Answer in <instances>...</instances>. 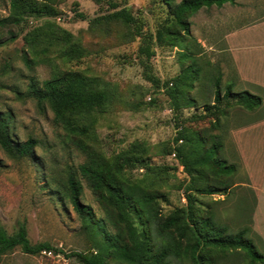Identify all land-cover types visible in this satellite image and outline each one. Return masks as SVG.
Returning <instances> with one entry per match:
<instances>
[{
    "label": "rangeland",
    "instance_id": "1",
    "mask_svg": "<svg viewBox=\"0 0 264 264\" xmlns=\"http://www.w3.org/2000/svg\"><path fill=\"white\" fill-rule=\"evenodd\" d=\"M55 8L56 18L31 17L21 25L0 29L1 40L9 37V30L16 35L0 46V114L11 116V132L20 142H38L32 158L13 157L0 146V226L13 234L24 223L33 245L49 243L58 252L33 256L18 247L0 258V264H80L72 255L88 252L94 246L64 186L69 170L83 164L86 157L64 127L56 124L51 110L41 108L29 94L32 80L43 82L64 72L80 73L108 90L111 102L106 109L96 110L86 118L90 126L88 140L109 158L140 159L125 174L165 194L161 206L166 217L177 208L187 209V194L191 193L200 212L198 218L213 211L220 227L228 228L223 236L248 228L247 236L264 254V131L261 125L250 128L264 119V104L249 111L222 99L217 106L223 116L216 107L210 111L204 107L213 106L219 76L222 94L233 85L235 92L249 91L264 99L263 71L254 66L257 55L251 53L247 59L257 72L247 69L242 76L233 60V53L242 50L237 48L242 47L240 43L244 45L247 37L248 46L243 47L255 50L254 27L264 21V0H237L234 6L201 9L190 19L189 52L193 56L157 43L158 29L170 18L166 0H58ZM122 9L137 19L135 25L108 17ZM9 14V0H0V19ZM49 21L71 33L84 50L83 55L72 60L64 58L59 45L51 49L46 61H41L45 46L31 50L26 36L38 27L46 29ZM139 31L152 37L151 58L140 54ZM25 55L35 60L33 68L26 65ZM145 66L156 83L146 78ZM172 91L176 95L172 96ZM191 99L196 103L187 104ZM216 119L219 127L214 128ZM213 136H220L224 144L218 156L237 168L227 175L219 172L217 164L210 163L209 177L199 184L204 187L212 181H233L232 188L238 187L232 189L230 197L190 192L191 177L175 152L178 147L186 153L195 150L206 137L210 147ZM79 179L83 184L82 202L93 208L99 220L104 219L105 212L87 181L80 175ZM240 200L249 206L244 214L238 208ZM134 221L139 233L145 231L136 217ZM204 254L208 257L205 264H252L244 249L213 244L201 256Z\"/></svg>",
    "mask_w": 264,
    "mask_h": 264
},
{
    "label": "trees",
    "instance_id": "2",
    "mask_svg": "<svg viewBox=\"0 0 264 264\" xmlns=\"http://www.w3.org/2000/svg\"><path fill=\"white\" fill-rule=\"evenodd\" d=\"M56 1L58 0H9L10 14L0 19V29L21 25L31 17L56 18L58 16ZM166 4L170 10V18L158 29L157 43L159 46L179 48L193 56L189 52L192 39L190 19L203 8H222L228 4L234 6L237 5V0H182L178 4L175 0H166ZM80 17L86 19L84 14H80ZM108 17L121 20L127 25H135L137 22L126 9L118 10ZM8 33V38L0 39V46L16 38L13 30H9ZM138 35L142 37L140 54L151 58L154 56L152 37L143 34L142 31H139ZM26 41L33 51L40 45L45 46L43 49L45 56L41 61H46L51 49L59 45H62L61 56L70 60L84 53L73 35L60 28L56 22H47L46 29L36 28L33 33L26 36ZM23 60L28 67L33 68L35 60L28 55H25ZM145 76L151 83H156L148 66H145ZM215 86L216 99L213 106L208 104L204 106L206 111L216 107L223 116L224 112H220V106H217L222 103V99L242 105L249 111H254L264 104L262 96L249 91L235 92L233 85H229L222 94L220 76L216 79ZM29 94L37 100L41 108L51 110L56 124L64 127L74 145L86 157L83 164L69 170L64 182L66 197L94 241L90 251L76 252L72 255L80 264H205L208 257L205 254L201 256V253L213 244L225 249L239 251L244 249L250 256L252 264L257 262L264 264V254L247 236L248 228L231 236H223L228 228L220 227L213 211L198 218L200 212L195 208L196 199L191 193L187 194V209L177 208L166 217L161 206L166 200L165 194L134 182L125 174L128 167L140 162V159L109 158L91 144L88 140L90 126L85 121L88 115L96 110L106 109L111 102L108 90L97 87L94 80L80 73L64 72L43 82L32 80L29 84ZM170 94L174 96L176 92L172 91ZM195 103L196 100L191 99L187 104ZM218 121L215 120L214 128L219 127ZM208 143L206 137L196 145L195 150L187 153L182 147L176 148L178 159L191 177L190 192L195 190L201 195L226 194L230 197L232 191L238 187L232 188L233 181H212L211 184L203 185L204 187L200 186L203 179L209 177L207 173L210 163L217 164L220 167L219 172L227 175L234 173L237 168L236 165L228 164L218 156L224 146L220 136L212 137L210 147H207ZM0 146L13 157L32 158L38 142L34 139L20 142L11 132V116L0 114ZM200 148L203 150H199ZM36 166L41 170L39 164ZM79 175L87 181L103 208L104 219L99 220L93 208L82 202L83 184ZM238 208L244 214L249 206L245 205L244 200H240ZM135 217L145 231L138 232ZM108 227L114 232L109 231ZM18 247L25 254L33 256L53 250L58 252L49 243L33 245L24 223L20 224L13 234H9L0 226V258ZM211 262L212 260H209V263Z\"/></svg>",
    "mask_w": 264,
    "mask_h": 264
},
{
    "label": "crops",
    "instance_id": "3",
    "mask_svg": "<svg viewBox=\"0 0 264 264\" xmlns=\"http://www.w3.org/2000/svg\"><path fill=\"white\" fill-rule=\"evenodd\" d=\"M243 33H246L245 31H243ZM249 32H247V35H248ZM254 40L256 41L257 40V45H256V48L255 50H253L252 52L251 51H247V49L250 47H246L244 48L243 46H246L247 45V40H250L248 37L245 38L244 40V45L240 43V47L241 48H237V50H241V51H236L233 53V57H234V61H235V67L236 69L241 72V76L242 74H246L245 71L247 69H251L252 71H256L258 69H260L261 71H263V75H264V21L258 23L257 25H255L254 27ZM244 35V34H243ZM239 39L240 41H242L243 39V36L242 34L239 35ZM253 40V41H254ZM248 46V45H247ZM246 49V50H244ZM235 50V49H234ZM262 50V51H260ZM254 54L255 57V67L259 68L258 69H255L253 67H251L249 64H250V61L247 60L249 58V54ZM252 63H254V61H252ZM254 73L253 77H255L257 75V73ZM261 125V129H263L264 131V119L262 121H260V123L257 122L256 125H252L250 128H254V127H260Z\"/></svg>",
    "mask_w": 264,
    "mask_h": 264
}]
</instances>
